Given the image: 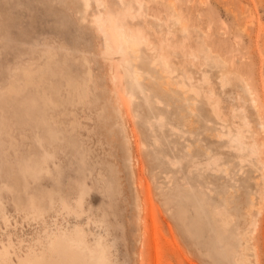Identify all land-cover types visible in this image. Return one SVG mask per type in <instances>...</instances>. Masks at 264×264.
Listing matches in <instances>:
<instances>
[{
	"label": "rangeland",
	"instance_id": "rangeland-1",
	"mask_svg": "<svg viewBox=\"0 0 264 264\" xmlns=\"http://www.w3.org/2000/svg\"><path fill=\"white\" fill-rule=\"evenodd\" d=\"M263 174L264 0H0V264H264Z\"/></svg>",
	"mask_w": 264,
	"mask_h": 264
},
{
	"label": "bare ground",
	"instance_id": "bare-ground-1",
	"mask_svg": "<svg viewBox=\"0 0 264 264\" xmlns=\"http://www.w3.org/2000/svg\"><path fill=\"white\" fill-rule=\"evenodd\" d=\"M180 23L183 26H185L182 23V21H180ZM102 30L104 34L105 48L109 56L114 52L116 48L120 50H124L126 46H129L132 49L137 50L140 44H142V42L144 41L142 35L135 32L132 33L127 32L123 27L113 28V27L103 26ZM161 60L163 61L165 66H167L168 64L167 60L164 57H162ZM254 100L257 102L256 98H254ZM243 137L244 136L242 133V136L239 135L238 137L235 138L238 140L241 147L244 146ZM84 194L85 193L83 191L79 194V197H81V201L84 197ZM224 214H225L224 219H227V214L226 213ZM248 238L251 237L248 236ZM76 241L79 243L77 244L79 246V260H69L66 264H75L78 262L79 264H109L108 254L100 244L97 249L89 247L80 231H79V240ZM59 247H63L64 249L62 254L72 255L76 253L75 247L72 245V242L66 239L54 241V248H59Z\"/></svg>",
	"mask_w": 264,
	"mask_h": 264
}]
</instances>
